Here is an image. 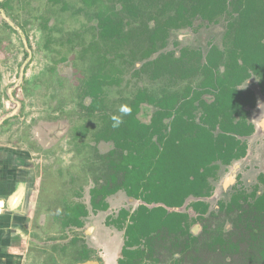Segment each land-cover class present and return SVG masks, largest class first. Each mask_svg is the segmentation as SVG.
Wrapping results in <instances>:
<instances>
[{
	"label": "rangeland",
	"instance_id": "rangeland-1",
	"mask_svg": "<svg viewBox=\"0 0 264 264\" xmlns=\"http://www.w3.org/2000/svg\"><path fill=\"white\" fill-rule=\"evenodd\" d=\"M83 6L80 0H69L67 9L47 0H0V149L6 153L14 150L15 162L21 163L19 169L32 173L24 225L30 244L24 264H78L73 256L86 245L84 238L93 233L100 245L96 253L105 257H114L122 242L123 247L126 241L131 242L126 233L129 222L122 219L120 212L132 213L145 205L143 202L127 196L123 190L106 198L110 204L106 212H92L90 190L105 184L111 174L108 162L119 151L113 139L95 142L93 133L102 119L124 115L120 109H130L135 100L141 103L136 117L147 124L165 95L183 94L185 88H190L202 92V98L208 101L212 95L201 87L202 76L189 81L168 76L155 80L147 72H140L141 66L161 54L173 53L178 57L181 50L187 49L199 51L205 57L211 47L223 50L230 45L224 39L228 18L205 23L194 17L190 27L170 31L165 45L158 44L157 53L145 59L143 54L148 47L140 29V21L144 24L145 17L139 16L128 28L125 23L123 37L114 45L106 42L104 46L100 29L91 25L85 13L76 12ZM148 24L153 26L151 21ZM92 37L108 55L112 66V73L108 74L114 79L102 89L106 97L103 106L90 114L87 109L91 99L84 87L91 70L79 57L83 45H88ZM219 71L222 72V65ZM241 88L252 90L257 100L255 108L249 110L255 132L244 139L246 156L228 167L220 166L219 180L212 181L214 190L209 198L190 197L183 207L169 210L199 217L190 228L198 241L196 253L187 256L185 252L179 259L165 243L164 247H152L140 241L130 247L133 255L128 264H198L199 259L203 264H258L257 260L249 262L244 245L240 246V253L231 257L214 251H208L204 257L205 239H200L206 234L224 238L236 234L239 210L233 198L240 195L253 201L257 195L253 193L262 188L259 176L264 178V94L255 78ZM57 124L64 126L58 130L64 133L52 140L50 135ZM84 128L86 137L82 136ZM14 166L17 167L16 163ZM195 202L206 203L207 211L196 213L192 207ZM78 204L85 205L89 212L83 228H63L65 210ZM229 204L233 209L226 207ZM108 218L112 221L106 226ZM123 247L120 259L125 260Z\"/></svg>",
	"mask_w": 264,
	"mask_h": 264
},
{
	"label": "trees",
	"instance_id": "trees-1",
	"mask_svg": "<svg viewBox=\"0 0 264 264\" xmlns=\"http://www.w3.org/2000/svg\"><path fill=\"white\" fill-rule=\"evenodd\" d=\"M47 1L61 5L62 9L69 5V0ZM80 1L83 9L76 12L85 13L91 25L100 29L99 37L104 46L106 42L117 43L125 33V23L130 26L142 12L145 22L142 24L139 20L140 29L148 47L143 54L145 59L154 56L159 45H165L170 31L190 27L195 15L209 23H218L224 16L228 18L224 39L229 40L230 45H225L223 50L211 47L205 57L199 51L187 49L181 50L178 57L173 53L161 54L140 70L155 80L168 76L189 81L202 76L201 87L212 95L211 99L206 101L202 92L190 88H185L183 94L165 95L148 124L136 117L141 103L135 100L130 113L115 116L122 120L118 127L113 126L114 117H108L102 119L93 133L95 142L113 139L119 151L108 162L111 174L105 184L90 190L92 212L107 211L106 198L123 190L127 196L145 204L132 213L120 212L122 219L129 222L126 233L132 239L126 241L122 249L125 260L119 259L118 264H128L127 260L133 255L130 247L140 241L152 247L157 244L164 247L165 243L170 253H185L195 242L190 228L198 218L169 210L183 207L190 197L209 198L214 190L212 181L219 180L220 166L228 167L243 159L247 153L244 139L255 132L249 122V110L255 108L257 100L252 90L241 86L255 78L264 94V0ZM148 21L153 22L152 27ZM98 45L96 37H92L88 45H83L79 57L91 70L84 87L91 99L87 109L90 114L103 106L106 101L103 86L112 84L114 79L108 74L112 73L109 57ZM83 130L82 136L86 137L87 129ZM260 182L263 192L253 195V203L247 201L249 197H245L246 206L240 204V195L233 198V204L241 210L236 218L238 225L234 235L237 238L234 241L209 238L206 245L209 250L236 254L240 253L239 244H245L249 262L257 260L258 264H264V178L261 177ZM153 204L159 206H146ZM192 207L196 213L204 214L208 205L195 202ZM65 211L63 228H83L89 215L85 205L78 204ZM111 221L108 218L106 226ZM95 255L94 250L83 244L73 260L79 263Z\"/></svg>",
	"mask_w": 264,
	"mask_h": 264
},
{
	"label": "crops",
	"instance_id": "crops-1",
	"mask_svg": "<svg viewBox=\"0 0 264 264\" xmlns=\"http://www.w3.org/2000/svg\"><path fill=\"white\" fill-rule=\"evenodd\" d=\"M20 166L19 160L15 162L14 150L6 153L0 149V264H24L29 249V237H26L24 225L28 218V190L32 173L19 169ZM84 239L86 245L95 252L100 247L95 233ZM121 248L114 251V257L97 253L95 256L99 257L102 264L104 261L118 264Z\"/></svg>",
	"mask_w": 264,
	"mask_h": 264
},
{
	"label": "flooded vegetation",
	"instance_id": "flooded-vegetation-1",
	"mask_svg": "<svg viewBox=\"0 0 264 264\" xmlns=\"http://www.w3.org/2000/svg\"><path fill=\"white\" fill-rule=\"evenodd\" d=\"M139 16H142V12H140L139 14H138V17ZM137 17V18H138ZM195 17H199L201 20H204V19H202V17L201 16H199V15H195ZM136 18V19H137ZM135 19V20H136ZM205 21V23H209L208 21H206V20H204ZM127 22H128V19H127ZM129 27V23H128V25H127V28ZM124 29H126V27L124 28ZM98 48H100V47H98ZM156 58V57H155ZM144 60V59H143ZM144 65V64H143ZM143 65L141 66V67H143ZM104 87V86H103ZM260 91V90H259ZM261 94H263V93H261ZM249 122H250V120H249ZM252 123V122H251ZM50 125V124H49ZM47 126V128L49 129V131H50V129H51V127L50 126ZM64 126H62V125H56L55 126V130H54V132L50 135V138L52 139V140H54V137L57 139V138H59V136H61L64 132H60V131H58V130H60V128H63ZM255 127V126H254ZM66 130V129H65ZM54 133H55V135H54ZM247 138H245V140H246ZM32 140V139H31ZM259 177H262L261 176V174H260V176ZM258 177V178H259ZM263 178V177H262ZM261 179V178H260ZM244 190V189H243ZM246 191V190H245ZM256 193H257V195H261L262 194V192H263V185H262V188H261V190H259V192H257V191H255ZM242 197V200H240V204H245V196H241ZM249 203H252L253 201H249V198H248V200H247ZM246 206V205H245ZM233 208V207H232ZM239 212L241 213V210H239ZM199 216V215H198ZM199 218V217H198ZM191 232V231H190ZM192 233V232H191ZM195 236L196 235H194V234H192V237L191 238H193L194 240H195V242H194V244L191 246L192 248L189 250V251H187V256L190 254V252H192L193 254L194 253H196V251H197V248H196V245H197V240L195 239ZM217 237H221L223 240H232V241H234L236 238H237V236H235V235H231L230 237H228V238H224V237H222V235H219V236H212V237H210V235H205V236H203V237H201L200 239H201V241L203 242L204 241V239H205V242H203V249H202V252H204V257H206L207 255H208V251H211V250H209V248L206 246L207 245V243L209 242V238H217ZM242 245H244L245 246V244H239V250H240V246H242ZM214 252H218V253H220V254H222V255H224L225 256V258H227V257H231V256H234V255H232V254H223V253H221L219 250L218 251H214ZM172 255H174L175 256V258L178 256L179 257V259L181 258V255L182 254H186V253H183V252H174V253H171ZM184 256V255H183ZM187 256H184L185 258H187ZM202 256V253L200 254V256H199V258ZM180 262V261H179ZM198 264H203V261H201V259H199L198 260Z\"/></svg>",
	"mask_w": 264,
	"mask_h": 264
},
{
	"label": "clouds",
	"instance_id": "clouds-1",
	"mask_svg": "<svg viewBox=\"0 0 264 264\" xmlns=\"http://www.w3.org/2000/svg\"><path fill=\"white\" fill-rule=\"evenodd\" d=\"M120 111H121L122 113H124V114H128V113H130V109L127 108V107H122V108L120 109ZM114 120H115V123H114V125H113L114 127H118L119 124L122 123V120L119 119V118H114Z\"/></svg>",
	"mask_w": 264,
	"mask_h": 264
},
{
	"label": "water",
	"instance_id": "water-1",
	"mask_svg": "<svg viewBox=\"0 0 264 264\" xmlns=\"http://www.w3.org/2000/svg\"><path fill=\"white\" fill-rule=\"evenodd\" d=\"M78 264H102V262L99 260L98 256H95V258H90L83 262H79Z\"/></svg>",
	"mask_w": 264,
	"mask_h": 264
}]
</instances>
